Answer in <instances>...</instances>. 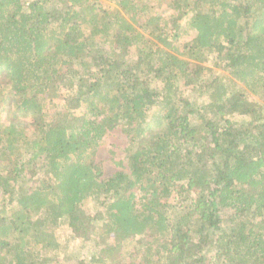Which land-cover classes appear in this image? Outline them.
I'll use <instances>...</instances> for the list:
<instances>
[{
	"label": "trees",
	"instance_id": "16d2710c",
	"mask_svg": "<svg viewBox=\"0 0 264 264\" xmlns=\"http://www.w3.org/2000/svg\"><path fill=\"white\" fill-rule=\"evenodd\" d=\"M0 264H264V0H0Z\"/></svg>",
	"mask_w": 264,
	"mask_h": 264
},
{
	"label": "rangeland",
	"instance_id": "374dc122",
	"mask_svg": "<svg viewBox=\"0 0 264 264\" xmlns=\"http://www.w3.org/2000/svg\"><path fill=\"white\" fill-rule=\"evenodd\" d=\"M205 65H208L206 63ZM211 68V67H210ZM128 144L127 136L121 131L120 127L115 128L103 137L101 144L98 146L96 153H95V161L99 164L102 176H110L112 175L117 169H120L114 162L118 161L119 158L124 155L125 147ZM91 207V206H90ZM65 235L70 234V230L66 228ZM63 239L64 236H61ZM80 238H76L70 241V246L76 247L78 254H82V258L88 255L86 245L80 246ZM71 252V249L69 250ZM74 251V250H73ZM75 253V252H74Z\"/></svg>",
	"mask_w": 264,
	"mask_h": 264
}]
</instances>
